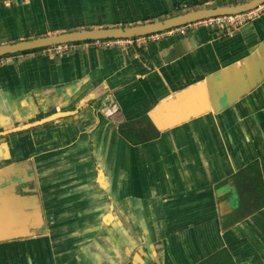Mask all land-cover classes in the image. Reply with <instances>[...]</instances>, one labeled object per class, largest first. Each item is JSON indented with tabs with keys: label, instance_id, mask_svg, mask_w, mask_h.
<instances>
[{
	"label": "crops",
	"instance_id": "obj_1",
	"mask_svg": "<svg viewBox=\"0 0 264 264\" xmlns=\"http://www.w3.org/2000/svg\"><path fill=\"white\" fill-rule=\"evenodd\" d=\"M246 1L0 0V45ZM36 49L0 64V264H200L223 249L264 264V205L234 212L240 172L258 162L264 179V14L143 48ZM145 116L156 137L130 143L119 125Z\"/></svg>",
	"mask_w": 264,
	"mask_h": 264
},
{
	"label": "water",
	"instance_id": "obj_2",
	"mask_svg": "<svg viewBox=\"0 0 264 264\" xmlns=\"http://www.w3.org/2000/svg\"><path fill=\"white\" fill-rule=\"evenodd\" d=\"M262 2H264V0H248L246 2L238 4L189 10L162 20L152 21L138 25L102 27L75 30L64 33H54L44 37L35 38L33 40H22L13 43L1 44L0 56L9 53L31 50L39 47H45L49 45L61 44L71 41H86L108 38H131L139 35L164 31L175 26H179L205 17L243 12L256 7ZM141 249L144 250V246Z\"/></svg>",
	"mask_w": 264,
	"mask_h": 264
},
{
	"label": "built area",
	"instance_id": "obj_3",
	"mask_svg": "<svg viewBox=\"0 0 264 264\" xmlns=\"http://www.w3.org/2000/svg\"><path fill=\"white\" fill-rule=\"evenodd\" d=\"M263 14H264V2L258 4L254 8H251L243 12L205 17L160 32L139 35L131 38H108V39H95L91 41H84L82 47L89 48L91 46H96V47L119 46L122 48H128V47L143 48L149 42L158 41L167 35L185 34L189 30L196 28H210V29L220 28L230 33L239 30L244 25L259 18ZM74 47L75 44L72 43H61L51 46L48 51H52L51 52L52 54L63 55L65 53H68L69 49H72Z\"/></svg>",
	"mask_w": 264,
	"mask_h": 264
},
{
	"label": "trees",
	"instance_id": "obj_4",
	"mask_svg": "<svg viewBox=\"0 0 264 264\" xmlns=\"http://www.w3.org/2000/svg\"><path fill=\"white\" fill-rule=\"evenodd\" d=\"M146 124V125H143ZM119 131L123 137H125L128 141L132 143H142L146 140L153 139L156 137L157 132L155 131L153 124L150 122L148 116L141 117L139 119L125 121L119 125ZM240 175L247 180H251V182H243L242 188L244 190H248V195L254 194V191L259 190V192L263 191V185L259 182L260 176V165L258 162H253L244 168ZM258 182V184L256 183ZM241 187V185H240ZM264 205V200L260 202L258 207ZM232 264L233 261L228 254V252L223 249L214 255L206 258L200 264Z\"/></svg>",
	"mask_w": 264,
	"mask_h": 264
},
{
	"label": "flooded vegetation",
	"instance_id": "obj_5",
	"mask_svg": "<svg viewBox=\"0 0 264 264\" xmlns=\"http://www.w3.org/2000/svg\"><path fill=\"white\" fill-rule=\"evenodd\" d=\"M178 12H181V10H179ZM86 41H91V40H86ZM83 42L84 41L66 42V43L75 44V47L72 49H69L68 52L75 50L78 47H82ZM55 45H57V44H55ZM51 46H54V45L45 46V47L33 50L32 52L39 53L41 55H49V54H52L51 53L52 51H48ZM93 47H96V46H93ZM5 57H6L5 55L0 56V62L1 61L3 62ZM243 182L247 183V182H251V180H247L244 177H242V183ZM259 182H261V184L263 185V191L259 192V190H256V191H254V194H252V195H248V193H247L248 190H244L242 187H240V189L237 188V192L240 196V199L238 201V206L234 212L238 211L239 213L242 214V213H246V212H252V211L256 210L257 208H259L258 206L260 205V202L264 200V179H263V176L261 174V167H260ZM256 184H258V182ZM218 264H221V263H218Z\"/></svg>",
	"mask_w": 264,
	"mask_h": 264
}]
</instances>
